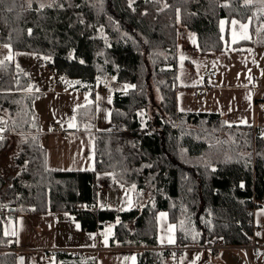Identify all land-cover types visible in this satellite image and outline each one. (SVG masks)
<instances>
[{"label": "trees", "instance_id": "trees-1", "mask_svg": "<svg viewBox=\"0 0 264 264\" xmlns=\"http://www.w3.org/2000/svg\"><path fill=\"white\" fill-rule=\"evenodd\" d=\"M256 8L244 0H53L44 6L0 0V44L12 53L47 62L54 73L77 80L75 89L92 99L95 85L108 78L131 86L113 92L109 128L93 135L94 168L51 170L33 108L40 95L33 92L32 75L14 60L0 61V118L6 125L0 148L9 136H22L18 175L7 183L0 178V207L12 218L71 212L89 231L112 225L113 245L147 248L137 254L136 264L170 262L168 252L154 250L159 212L175 227L173 246L205 247L214 238L229 247L247 245L253 210L264 201V136L251 126L227 125L219 114L179 112L175 91L183 86L180 71L191 67L177 56L178 26L194 35L200 53H220L219 21H249L252 29L257 22L264 31V7ZM151 86L160 101L150 115ZM93 112L91 103L76 118L82 121ZM98 174L132 189L133 206L96 209ZM146 194L149 199L139 208ZM8 241L0 222V249ZM16 259L0 253V264H16Z\"/></svg>", "mask_w": 264, "mask_h": 264}, {"label": "crops", "instance_id": "crops-1", "mask_svg": "<svg viewBox=\"0 0 264 264\" xmlns=\"http://www.w3.org/2000/svg\"><path fill=\"white\" fill-rule=\"evenodd\" d=\"M242 25L245 27H241ZM219 29L224 50L206 54L198 52L195 40L189 34L178 31L179 62H190L198 67L199 72L193 73L194 75L190 79L187 77L188 80L185 81L181 77L183 86L175 91L176 109L183 113L219 114L227 125L251 126L264 133V39H255V29L251 28L249 21L222 19L219 21ZM260 33L259 36L264 38L262 29ZM240 42L247 43L235 47ZM206 72L216 74V79L208 81L206 101L201 102L192 96V91L204 84L201 76ZM113 86L123 87L121 91L131 88L127 84L119 85L114 81ZM39 98L40 96L37 99ZM37 99L33 108L40 123L42 116L35 106ZM96 116L97 108L92 117L83 118L82 122L95 123ZM108 120L103 122L100 128L102 130L89 129L79 124L80 126H76L68 134L55 133L49 126L45 127L44 123H40V142L45 151L46 166L51 170L67 172L92 170L93 135L107 130ZM94 207L116 209L113 204H102L98 200ZM1 224L3 235L9 241L8 247L1 248L0 253L16 254V264H60L57 258L43 261L41 251L48 249L58 250L59 255L72 260L91 261L93 264H136L137 254L147 249L113 245L112 225L105 224L97 231L85 230L71 212L19 214ZM157 228V247L154 250L173 246L175 227L169 222L165 212L157 214ZM252 229L253 243L262 247L259 256L246 252L244 247L247 245L227 246L218 254H213L206 247H188L174 259V264H264V202L261 207L253 210ZM95 248H98V253L90 259H74L67 252L73 249Z\"/></svg>", "mask_w": 264, "mask_h": 264}, {"label": "rangeland", "instance_id": "rangeland-1", "mask_svg": "<svg viewBox=\"0 0 264 264\" xmlns=\"http://www.w3.org/2000/svg\"><path fill=\"white\" fill-rule=\"evenodd\" d=\"M25 1L27 3H30L33 0ZM34 1H36L37 4L41 6L49 5L51 4V2H53V0ZM244 2H255L257 3L256 11L262 12L263 10L264 0H244ZM178 29L180 32H184L185 35L189 34L195 40L197 48V42L194 35L189 33L181 26H178ZM254 29L255 39L259 38L260 41H262V39L264 38L259 36L262 29L261 24L254 22ZM179 38L180 36L178 32V41ZM3 60H14L16 65L22 68V70H26L31 73L34 83L33 92H36L39 95L42 94L40 95V98L37 99V102L35 104L36 109L41 112L42 117H40V123H44L45 127L49 126L50 123H54L62 132H65L67 134L70 130L80 125L83 127H88L89 129L94 128L95 130H102L100 128H102L101 126L103 125V122L109 119V112L111 109V96L113 92L121 91V89H124L123 87L118 88L117 86H113L114 79L108 78L100 85H95L94 98L92 99L90 93L75 89L74 86L78 84L77 80L58 76L56 73L51 74L49 68L44 65V62L41 59L36 58L35 56L23 53H12L7 45L0 44V61ZM188 63V65H191V67L184 66L182 71H180V75L182 77V80L184 81L190 79L194 75L193 73L197 74L199 72L198 67L193 66L190 62ZM118 84L121 85L120 83ZM127 86L131 87L130 85ZM159 101L160 95L157 89L154 86H151V106L148 109V114L151 115L155 112H158ZM91 103H93L94 111L95 108H97L95 123H84L81 121V119L78 120L76 118L77 111L87 105L89 106V104ZM145 114V110L138 113L140 119H142L143 115ZM262 135L264 136V133H262ZM20 137L22 136L15 135L12 138L11 136H9V139L4 143L5 145L0 148V178H2L6 183L8 182L9 178L15 177L19 173V169L15 164V158L19 152V143L20 139H22ZM75 146L76 145H74V148ZM96 180L99 185H105L107 187V192L104 195H100L97 192L96 200L100 201L102 204L105 202L111 203L116 206V208L123 211L128 210L133 206L132 189L118 188L113 183V180L109 174H98ZM148 199L149 195L146 194L143 199L138 202L139 208H141V206H143ZM250 243H253L252 239L248 244ZM208 245L205 247L207 248ZM174 263L175 260L169 262V264Z\"/></svg>", "mask_w": 264, "mask_h": 264}, {"label": "built area", "instance_id": "built-area-1", "mask_svg": "<svg viewBox=\"0 0 264 264\" xmlns=\"http://www.w3.org/2000/svg\"><path fill=\"white\" fill-rule=\"evenodd\" d=\"M44 65L48 67L47 62H44ZM51 73H53V70L49 69ZM202 81L204 84L199 87L195 88L192 91V96L196 99H199L201 102L206 101V92H207V83L209 80L216 79V74L211 72L203 73L201 76ZM50 129H52L55 133L58 134H64L59 127L54 124L50 123L49 125ZM6 136V125L5 122L0 118V140H2ZM98 193L99 194H105L107 191V187L105 185H99L98 187ZM78 209H76L77 211ZM76 216V214H74ZM10 220L9 213L6 208L0 207V222L5 223ZM105 224L103 223V226ZM226 245L224 244V241L221 238H214L211 240V242L208 245V249L213 254H218L222 249H224ZM187 248L181 247V246H170L163 248L161 250L168 252V258L169 260L176 259L182 252H184ZM246 252L251 253L254 256H259L262 253V247L255 245L254 243H250L247 246L244 247ZM70 256L74 259H90L94 258L96 254L98 253V248L95 249H73L71 251H67ZM60 254V251L54 250V249H48V250H42L41 256L43 261H48L51 259H55Z\"/></svg>", "mask_w": 264, "mask_h": 264}, {"label": "snow or ice", "instance_id": "snow-or-ice-1", "mask_svg": "<svg viewBox=\"0 0 264 264\" xmlns=\"http://www.w3.org/2000/svg\"><path fill=\"white\" fill-rule=\"evenodd\" d=\"M233 23L235 24L236 22L235 21H233ZM241 27H245L244 25H242ZM234 42H235V40H234Z\"/></svg>", "mask_w": 264, "mask_h": 264}]
</instances>
